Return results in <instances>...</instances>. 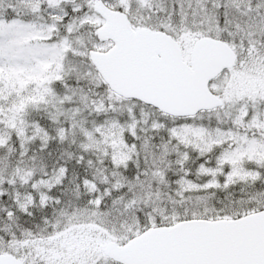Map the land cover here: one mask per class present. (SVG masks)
Instances as JSON below:
<instances>
[{
    "label": "snow or ice",
    "instance_id": "6c2138e0",
    "mask_svg": "<svg viewBox=\"0 0 264 264\" xmlns=\"http://www.w3.org/2000/svg\"><path fill=\"white\" fill-rule=\"evenodd\" d=\"M0 264H264V0H0Z\"/></svg>",
    "mask_w": 264,
    "mask_h": 264
}]
</instances>
